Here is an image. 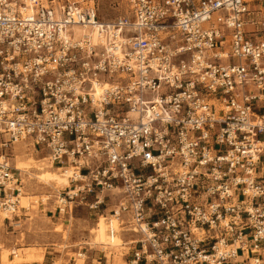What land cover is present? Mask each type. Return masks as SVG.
I'll use <instances>...</instances> for the list:
<instances>
[{
	"label": "built area",
	"instance_id": "2783aa9c",
	"mask_svg": "<svg viewBox=\"0 0 264 264\" xmlns=\"http://www.w3.org/2000/svg\"><path fill=\"white\" fill-rule=\"evenodd\" d=\"M21 143L74 169L56 212L82 205L128 234L129 264H264V0H128L110 22L70 0H0L13 219L23 182L4 151Z\"/></svg>",
	"mask_w": 264,
	"mask_h": 264
},
{
	"label": "rangeland",
	"instance_id": "374dc122",
	"mask_svg": "<svg viewBox=\"0 0 264 264\" xmlns=\"http://www.w3.org/2000/svg\"><path fill=\"white\" fill-rule=\"evenodd\" d=\"M70 1L82 7H95L102 22H110L125 14L128 10V0ZM4 152L11 158L14 166L16 163L18 168V166L24 164L23 167H28V169L27 173H16L23 182L21 209H19L17 215L19 218L15 219L14 217L11 222L5 219L3 221L0 218V264H9L7 262H11L16 254L21 256L29 254L45 256L47 252L55 251L56 254L51 255L53 258H57L55 263L51 261L46 264H83L85 261L91 262L92 253L98 256L101 253H106L109 264L130 263L132 250L129 246L124 245V243L129 242L130 236L119 234L123 242L120 247L113 248L95 244L96 239L91 231L96 228L97 221L90 216L86 207L77 205L71 216L69 214L62 216L64 221H68L67 226H59L55 223L56 219L52 216H60L55 211V195L58 191L68 190L55 185V188L58 187L56 190L54 185H47L39 180L38 177L42 172L33 167L36 164L35 162L44 159L47 154L45 151L37 154L33 146L21 143ZM56 168L58 167L54 166L50 171L56 172ZM70 185H72L71 181ZM50 211H55V214ZM15 223H19V226H16ZM90 248L92 250H89ZM84 253H88L89 256ZM99 262L107 264L103 261Z\"/></svg>",
	"mask_w": 264,
	"mask_h": 264
},
{
	"label": "bare ground",
	"instance_id": "6f19581e",
	"mask_svg": "<svg viewBox=\"0 0 264 264\" xmlns=\"http://www.w3.org/2000/svg\"><path fill=\"white\" fill-rule=\"evenodd\" d=\"M75 30V32L77 33V35H81V34H85L88 33V29L84 28L82 26H75L73 28ZM83 32V33H82ZM35 166L33 167L34 169L41 171L42 174L38 177L40 181L44 182L47 185H58L59 187H61L62 189H68L71 185H70V178L72 177V175L74 174V169L73 168H56V172L50 171V169L54 168V165H52V163H48V159H42L39 160L37 162H35ZM24 164H21V166H18L15 163V169L17 171H21V172H26L27 173V169L28 167H23ZM21 169V170H20ZM30 169V168H29ZM24 170V171H22ZM56 190L58 189L55 188ZM22 197H23V191L21 192L20 195V209H21V203H22ZM47 200V199H44ZM0 218L4 221L5 218H11L13 219L12 215L9 214H2L0 216ZM16 226H19V223H15ZM113 228L116 229L118 232H120V230L118 229V226L116 223H113ZM109 231V226L107 225L106 221L101 218L100 222L98 223L97 227L95 229L92 230V234L94 235L95 239H96V243L98 245L101 246H110V247H120L123 245L122 240L120 239L121 237H119L120 235H110L108 233ZM97 245V246H98ZM96 246V247H97ZM125 246L129 248L131 247V244H127L125 243ZM1 248V247H0ZM14 254L16 252H13ZM35 254L32 255H27V256H21V255H15V258L10 262H7L9 264H23V263H33V262H37V261H42L43 260V256L42 255H36Z\"/></svg>",
	"mask_w": 264,
	"mask_h": 264
},
{
	"label": "crops",
	"instance_id": "0c3cea01",
	"mask_svg": "<svg viewBox=\"0 0 264 264\" xmlns=\"http://www.w3.org/2000/svg\"><path fill=\"white\" fill-rule=\"evenodd\" d=\"M51 210V209H50ZM56 211V210H55ZM55 211H50L51 213H54ZM55 214V213H54ZM17 218H19V217H15V219H17ZM52 218H55L56 219V224L57 225H63V226H67V224H68V221H64L63 220V218H62V216L60 217H58V216H52ZM91 220V219H90ZM96 227H97V225H96ZM92 232V231H91ZM120 237V236H119ZM121 239V238H120ZM122 240V239H121ZM124 245H125V243H124ZM132 248H134V247H132ZM130 249H131V247H130ZM89 250H92V248H90ZM56 252V251H55ZM55 252H47L46 254H45V256L43 255V260L42 261H37L38 263L37 264H46V263H50L51 261L52 262H54L55 263V261H56V259L57 258H53L51 255H54V254H56ZM84 254H86V255H88V253H84ZM29 255H32V254H29ZM51 256V257H50ZM89 256V255H88ZM98 255H94L93 253L91 254V257H93L92 258V260L91 261H103L104 263H107V264H109V259H108V255L106 254V253H101V255H99L98 257H97ZM23 264H28V263H23ZM103 264V263H102Z\"/></svg>",
	"mask_w": 264,
	"mask_h": 264
}]
</instances>
